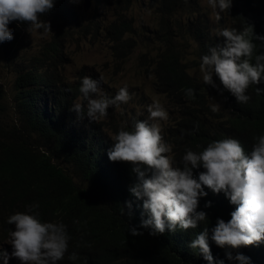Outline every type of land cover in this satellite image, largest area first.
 Segmentation results:
<instances>
[{
	"label": "trees",
	"instance_id": "obj_1",
	"mask_svg": "<svg viewBox=\"0 0 264 264\" xmlns=\"http://www.w3.org/2000/svg\"><path fill=\"white\" fill-rule=\"evenodd\" d=\"M145 1L159 14L155 35L162 46L154 58L140 56V69L147 76H155L156 91L176 110L161 130L164 141L172 146L167 155L171 156L174 166L183 167L182 159L188 149L202 152L209 143L226 138L239 140L250 154L257 138L264 135V91L256 92L257 87L264 89V75L260 84L249 86L246 94L251 99L240 104L217 75L213 74L217 86L213 87L192 76L189 69L201 65L209 48L223 45L224 38L217 35L219 30L234 28L242 32L249 25L254 29L248 38L255 44L251 60L255 64V56L264 54V41L254 38V35L264 36V0H232V7L220 18V23L226 26L218 30L206 13L200 16L199 0ZM101 3L109 2L101 0ZM225 14L228 19H224ZM44 17L56 25L57 34L39 55L26 61V70L16 79L11 104L18 122L4 116L7 109L0 90V236L12 239L10 232L15 231V225L8 224V218L17 212L28 213L29 208L38 204L35 211L41 220L63 223L70 236L68 250L57 264H208L202 253L190 247L207 223L216 264L220 260L224 264H239L227 258L229 251L233 256L241 253L249 257L250 264H264V241L228 249L211 240V230L218 218L229 221L236 206L223 192L216 194L206 186L204 191L208 195L199 199L197 210L207 213L208 222L200 223L195 229H166L157 235H151L150 228L141 227L148 214L143 202L130 192V187L137 182L133 165L111 161L108 151L121 128L131 131L137 121L146 120L141 115L145 103L141 101L137 110L120 108L124 103L119 108L110 107L108 116L113 114L115 120L108 125L87 117V100L79 91L82 78H99L85 73L71 83L60 73L65 61L64 44L70 37L64 26H78L79 17L68 0H54V8L41 16ZM60 24L64 25L62 35ZM29 26L11 22L9 28L14 38L0 45L9 50L14 48ZM106 33L118 58L126 60L134 42L130 36L137 34L131 22L122 19L117 26L111 24ZM180 39L194 43L193 61L187 60L178 48ZM189 88L194 90L192 96L186 94ZM105 94L110 96L109 92ZM210 96L223 97L228 111L214 112ZM76 102L84 106L83 118L69 111ZM142 168L151 176L152 169L146 165ZM204 171L202 165L194 168V178L198 179ZM129 201L131 209L127 207ZM209 201L211 207L206 208ZM130 227H136L143 234L133 236ZM5 248L0 252H7L8 245ZM13 250L11 244L7 264H24L12 255ZM73 252L78 256L75 261L69 259ZM0 264H5L3 257Z\"/></svg>",
	"mask_w": 264,
	"mask_h": 264
},
{
	"label": "clouds",
	"instance_id": "obj_2",
	"mask_svg": "<svg viewBox=\"0 0 264 264\" xmlns=\"http://www.w3.org/2000/svg\"><path fill=\"white\" fill-rule=\"evenodd\" d=\"M209 5L220 19V13L232 7V0H208ZM54 8V0H0V44L11 41L13 30L9 24L13 21L30 24V28L51 32L50 22L40 19ZM253 26L244 31L223 28L217 35L224 38L223 45L209 48L202 57L200 71L204 84L217 87L213 74L217 75L224 88L236 97L238 103H247L251 97L246 94L250 85L261 83L264 75V54L255 56L251 62L255 44L249 39ZM255 40L264 41V36L254 35ZM103 76L93 79L82 78L80 93L87 100V117L94 121L108 115L110 107L119 108L121 103L130 100L127 86L121 87L116 95L108 97L101 92ZM264 89L256 88L257 94ZM187 95L194 90L189 88ZM220 105L213 104L212 110L218 111ZM69 111L76 112L83 118L84 106L76 102ZM149 116L137 121L131 131L121 128L113 138L114 145L108 151L111 161L129 162L137 182L130 187V192L143 202V209L148 219L142 220L141 227L150 228L151 235L163 234L166 229L175 231L195 229L200 223L208 222L207 213L198 211L199 199L206 197L204 186L214 193L223 192L235 210L231 219L218 218L212 228L211 240L221 248L239 249L244 246L259 244L264 241V135L257 138L252 151L245 152L239 140L226 138L213 141L202 152L186 151L183 167L174 166L171 156L172 146L167 144L162 135L159 121L167 120L168 114L160 103L148 106ZM152 121V123H149ZM152 169L148 176L142 166ZM202 167L198 179L193 176V169ZM129 209L132 204H127ZM205 207H211L209 201ZM39 205H33L28 213L17 212L8 218V224L15 225L11 231L12 255L24 264H57L62 261L69 247L70 236L63 223L43 222L35 211ZM131 215V213H129ZM208 224V223H207ZM206 226L195 238L190 247L203 254L208 264H216L209 245V229ZM133 236L142 235L136 227H130ZM7 264V253L0 252ZM78 258L73 252L69 257ZM229 260L239 264H250V258L237 253L227 252ZM218 264H224L220 260Z\"/></svg>",
	"mask_w": 264,
	"mask_h": 264
},
{
	"label": "rangeland",
	"instance_id": "obj_3",
	"mask_svg": "<svg viewBox=\"0 0 264 264\" xmlns=\"http://www.w3.org/2000/svg\"><path fill=\"white\" fill-rule=\"evenodd\" d=\"M68 1L74 7L80 23L78 26L68 25V29L63 24L59 26L60 35L63 34L64 28L66 29V33H70L67 34L70 37L65 42L64 66L60 70L62 78L67 80V82L73 83L85 73L95 75L97 78L103 76L104 79L101 83L103 89H101V92L103 94L109 92L116 95L121 87H128L131 98L120 108H136L135 110H137L142 101L145 104L141 115L147 119L149 116L147 111L148 106L154 102H158L166 110L168 119L174 115L176 110L171 107L170 101L156 91L155 76L153 74L147 76L140 69V56L149 55L147 58H154L158 53V49L162 46L155 35V27L158 26L157 23L159 21V14L155 8L148 1L142 2L141 0H133L125 4L123 3L125 0H121L120 2L118 0H104L109 3H104L103 5L101 0ZM88 1L90 7L86 9ZM199 1L202 6L198 8L199 12H201L200 16L206 13L210 23H212L216 30L226 26L220 23V19L216 18L218 9L214 10L211 8L208 0ZM223 14L224 12L220 13V18ZM226 18H229L227 14L224 15V19ZM40 19L50 22L51 32L45 33L43 29L30 28L29 26L24 29L14 48L9 50L0 45V90L4 94L3 103L6 106L5 110L7 109L4 112V116L11 121L13 119L17 121L13 104H11L17 77L26 70V61H29L31 56L39 55L43 47L52 40V36L54 37L57 34L55 24L48 20L47 17H40ZM122 19H127L131 22L135 32H137V34L135 33L130 36L134 42L132 41L133 46L130 51H127L126 60L118 58L114 44L108 39V34L106 33V29L111 24L117 26ZM193 47L194 43L191 41L185 42L184 39L178 41V48L184 53L187 60H194L195 52ZM149 70L151 71L150 67ZM189 73L203 81L200 66H191ZM209 103L211 106L218 103L220 105L219 111L225 113L228 111L223 97L210 96ZM113 119L114 115L110 114L100 120L103 124L108 125ZM168 119L159 121L161 130L168 122ZM10 242L11 239H7L2 235L0 236V249L4 251L6 249L5 246L8 245L6 252L8 256L11 253Z\"/></svg>",
	"mask_w": 264,
	"mask_h": 264
},
{
	"label": "bare ground",
	"instance_id": "obj_4",
	"mask_svg": "<svg viewBox=\"0 0 264 264\" xmlns=\"http://www.w3.org/2000/svg\"><path fill=\"white\" fill-rule=\"evenodd\" d=\"M145 1V0H144ZM150 1V0H149ZM104 4V3H103ZM102 4V5H103ZM151 5V4H150ZM152 6V5H151ZM257 6V5H256ZM143 8V7H142ZM143 11V10H142ZM73 16V15H72ZM185 24V23H184ZM207 25V24H206ZM186 28V27H185ZM102 30V29H101ZM101 30H100V32H101ZM103 31V30H102ZM105 31V30H104ZM186 31V30H185ZM215 31V30H214ZM53 32V31H52ZM175 32V31H174ZM178 32H179V30H178ZM52 38H53V36H52ZM127 41V40H126ZM126 43V42H125ZM128 43V42H127ZM65 45V44H64ZM56 50V49H55ZM68 52V51H67ZM34 57V56H33ZM29 58V57H28ZM56 61V60H55ZM18 62H20V61H18ZM126 62V61H125ZM64 66V65H63ZM44 68V67H43ZM19 71V70H18ZM43 73V72H42ZM101 73V72H100ZM142 73V72H141ZM143 76V75H142ZM20 77V76H19ZM115 78V77H114ZM144 78V77H143ZM18 79V78H17ZM72 79V78H71ZM140 79V78H139ZM146 79V78H145ZM66 82V81H65ZM78 82V81H77ZM154 83V82H153ZM14 88V87H13ZM153 88V87H152ZM159 92V91H158ZM154 93V92H153ZM156 94V93H155ZM60 95V94H59ZM158 97V96H157ZM161 97V96H160ZM163 99V98H162ZM105 118V117H104ZM105 120V119H104ZM115 120V119H114ZM110 121V120H109ZM101 122V121H100ZM116 122V121H115ZM78 131V130H77ZM185 139V138H184ZM179 143H181L180 141H179ZM190 143V142H189ZM197 147V146H196ZM196 152V151H195Z\"/></svg>",
	"mask_w": 264,
	"mask_h": 264
},
{
	"label": "water",
	"instance_id": "obj_5",
	"mask_svg": "<svg viewBox=\"0 0 264 264\" xmlns=\"http://www.w3.org/2000/svg\"><path fill=\"white\" fill-rule=\"evenodd\" d=\"M90 7V3L88 1L87 5H86V9H88Z\"/></svg>",
	"mask_w": 264,
	"mask_h": 264
}]
</instances>
